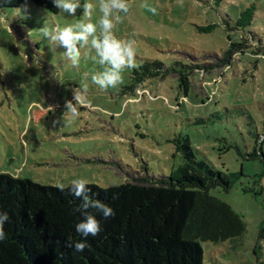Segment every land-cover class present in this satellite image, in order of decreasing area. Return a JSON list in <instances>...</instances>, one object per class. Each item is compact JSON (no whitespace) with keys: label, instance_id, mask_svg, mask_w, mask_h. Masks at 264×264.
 <instances>
[{"label":"rangeland","instance_id":"1","mask_svg":"<svg viewBox=\"0 0 264 264\" xmlns=\"http://www.w3.org/2000/svg\"><path fill=\"white\" fill-rule=\"evenodd\" d=\"M90 2L97 5L91 17L97 23L98 0ZM217 2L131 0L114 32L137 41L135 67L106 91L91 81L102 70L94 52L73 66L65 49L40 32L46 23L78 22L82 8L75 17L29 2L0 10V173L56 188L85 178L106 189L146 170L170 176L183 162L174 140L188 136L198 159L243 175L230 191L216 188L211 195L232 207L246 233L233 242L203 243L205 264H264V160L247 159L255 147L264 154V57L241 51L234 45L239 35L223 25L224 14L235 18L254 6L246 32L264 42V0ZM211 25H217L212 32H199ZM146 61H159L169 72L130 93L134 71ZM85 84L88 103L78 117L63 120L72 89Z\"/></svg>","mask_w":264,"mask_h":264},{"label":"trees","instance_id":"2","mask_svg":"<svg viewBox=\"0 0 264 264\" xmlns=\"http://www.w3.org/2000/svg\"><path fill=\"white\" fill-rule=\"evenodd\" d=\"M27 2L40 10L59 11L52 0H0V10L18 9ZM224 17L226 30L239 35L234 45L264 57V42H256L246 32L255 18V7L235 18ZM216 26L199 27V32L210 33ZM161 72L169 70L159 61H146L134 71L127 91L133 93ZM174 143L183 162L170 176L152 177L146 170L145 176L119 186L104 189L88 185L98 194L95 198L108 204L115 214L104 219L101 213L90 210L100 220L102 230L87 237L83 252L68 245L69 239H84L75 230L82 217L73 209L81 201L70 194L71 186L61 191L0 173V211L9 216L4 225L6 238L0 241V264H205L203 243L219 245L241 239L246 233L243 219L211 195V190L228 192L243 175L222 173L198 159L188 136L179 135ZM247 159L263 161L261 148L255 147ZM260 239H264V224Z\"/></svg>","mask_w":264,"mask_h":264},{"label":"clouds","instance_id":"3","mask_svg":"<svg viewBox=\"0 0 264 264\" xmlns=\"http://www.w3.org/2000/svg\"><path fill=\"white\" fill-rule=\"evenodd\" d=\"M182 2V0H180ZM53 5L69 16L75 17L78 9L83 10L82 18L78 22L64 27L49 26L48 23L40 29L44 38L51 45H58L65 49L64 56L67 61L78 66L82 55L94 52L91 59L100 65L102 70L91 75V81L99 89L106 91L117 87L123 79L125 69L135 67V55L137 41L131 38L118 37L114 29L122 22L121 14H128L131 9V0H98L100 17L97 23L92 22V15L97 5L90 0H52ZM154 15L157 14L155 7L144 5ZM88 86L75 87L72 89V99L65 101L66 118L79 116L81 106L87 101ZM89 181L85 178H76L71 181L70 194L80 200L78 207L73 213H79L82 219L75 225V230L84 239L73 242L69 239L68 245L76 252H83L87 247V237L96 236L101 230V222L97 219L95 210L102 214L104 219L114 216V210L103 201L96 199L98 194L91 192L88 187ZM61 191L64 185H58ZM9 220L7 212L0 211V241L6 238L4 225Z\"/></svg>","mask_w":264,"mask_h":264}]
</instances>
